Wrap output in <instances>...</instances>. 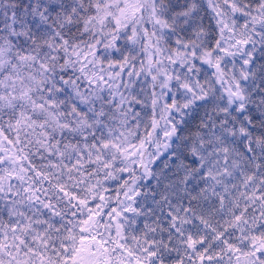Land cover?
Returning a JSON list of instances; mask_svg holds the SVG:
<instances>
[{"label": "snow or ice", "instance_id": "obj_1", "mask_svg": "<svg viewBox=\"0 0 264 264\" xmlns=\"http://www.w3.org/2000/svg\"><path fill=\"white\" fill-rule=\"evenodd\" d=\"M0 264H264V0H0Z\"/></svg>", "mask_w": 264, "mask_h": 264}]
</instances>
